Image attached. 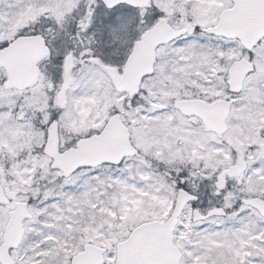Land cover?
<instances>
[{"label":"snow or ice","instance_id":"snow-or-ice-1","mask_svg":"<svg viewBox=\"0 0 264 264\" xmlns=\"http://www.w3.org/2000/svg\"><path fill=\"white\" fill-rule=\"evenodd\" d=\"M0 264H264V0H0Z\"/></svg>","mask_w":264,"mask_h":264}]
</instances>
